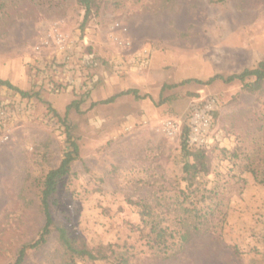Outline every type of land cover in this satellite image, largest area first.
Here are the masks:
<instances>
[{"label": "rangeland", "instance_id": "374dc122", "mask_svg": "<svg viewBox=\"0 0 264 264\" xmlns=\"http://www.w3.org/2000/svg\"><path fill=\"white\" fill-rule=\"evenodd\" d=\"M100 1L82 32L79 0H0V79L32 94L0 84L9 136L0 140V264L41 235L43 179L68 151L69 133L79 156L51 212L98 256L78 264L263 263L264 81L255 91L220 79L162 87L257 67L264 0ZM130 88L148 96L101 103ZM212 98L207 140L188 138L208 145L210 171L189 180L185 126ZM138 202L168 227L161 246ZM68 259L54 228L21 264Z\"/></svg>", "mask_w": 264, "mask_h": 264}, {"label": "trees", "instance_id": "16d2710c", "mask_svg": "<svg viewBox=\"0 0 264 264\" xmlns=\"http://www.w3.org/2000/svg\"><path fill=\"white\" fill-rule=\"evenodd\" d=\"M123 1L124 0H114L113 5L119 7L124 3ZM79 2L82 4V6L85 9V15L83 21L81 24H79L80 29L83 32L87 27L86 24H88L92 12L94 10L98 11L100 9L101 1L79 0ZM249 77H254L255 80L252 83H247L246 79ZM218 79L223 80L224 82H233L235 80H240L250 90H254V91L258 90L262 87L264 81V59L259 62L257 67L252 69H244V71H241L240 73L230 74L228 76H224L221 74H214L212 77H210L205 81L192 78V79L183 80L179 83L164 84L162 87V92L168 88H175L177 86L189 83L192 80L200 84H211ZM0 84L5 85L10 89L16 90L23 97H29L32 95L30 92L20 89L19 87H16L8 80L0 79ZM122 95H133L137 99H144L148 96V95H141L139 93V90L136 88H130L112 95L111 97L101 101V103L114 102L118 97ZM73 104L74 102L68 105L67 112L73 106ZM56 115L60 116L59 114ZM188 126L189 125L185 126L186 130L183 135L184 136L183 150L185 152L186 157H192V161L190 160L186 161L183 166V170L188 175L187 179L193 180L199 173H208L210 171V166L208 164L207 155L205 153V148L208 147V145L190 146L188 141L190 128ZM68 140L70 142L68 146V151L65 152L64 157L62 158L60 164L50 169L46 174L45 179H43L44 183L41 190V206L45 214L46 222L42 231L40 232L41 235L38 237V239L35 242L24 246L19 252V256L17 257L16 261L10 264H21L25 259L27 248H36L44 244L47 241V236L50 234V231H52L54 228H56L59 235V240L61 244L65 247L66 252L69 255L68 264H78L77 258H83L85 256L93 260L98 258V256L93 254L91 249H89L85 243L78 244L76 238L74 237L71 238L69 232H67L68 230L65 227L56 226L54 223V218L52 216L51 207L56 203L54 196L58 189V185L61 179H63L64 177L70 174L72 165L79 156V145L74 139H72L70 133L68 134ZM137 204L140 207L139 212H140L141 220L144 223V226L149 227L148 230L149 236H151L152 239H154V242L157 243L156 245L161 246L167 240L168 227H163L161 223L157 220V218L151 219V217L154 216V213L151 207L147 203L138 202ZM187 237H188V232H186V234H184L182 238L187 239ZM263 239H264V234H263ZM100 257H102V255ZM117 264H128V260L127 258L123 257L120 261H118ZM261 264H264V262Z\"/></svg>", "mask_w": 264, "mask_h": 264}, {"label": "built area", "instance_id": "2783aa9c", "mask_svg": "<svg viewBox=\"0 0 264 264\" xmlns=\"http://www.w3.org/2000/svg\"><path fill=\"white\" fill-rule=\"evenodd\" d=\"M215 102V99H209L204 102L202 107H197L191 112L188 126L190 127V143L202 144L207 140L211 128L209 112ZM7 121L5 110L0 107V140L9 139L8 133H5L8 128Z\"/></svg>", "mask_w": 264, "mask_h": 264}]
</instances>
